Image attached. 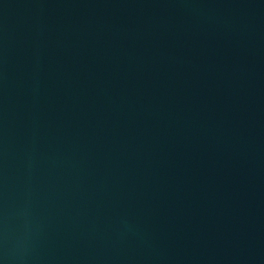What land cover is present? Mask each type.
<instances>
[{
    "label": "water",
    "instance_id": "1",
    "mask_svg": "<svg viewBox=\"0 0 264 264\" xmlns=\"http://www.w3.org/2000/svg\"><path fill=\"white\" fill-rule=\"evenodd\" d=\"M0 264H264V0H0Z\"/></svg>",
    "mask_w": 264,
    "mask_h": 264
}]
</instances>
